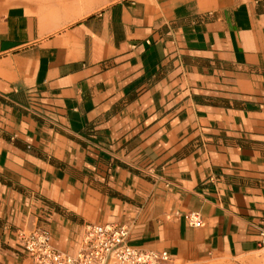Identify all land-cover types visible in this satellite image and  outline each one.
Listing matches in <instances>:
<instances>
[{
  "label": "crops",
  "instance_id": "crops-1",
  "mask_svg": "<svg viewBox=\"0 0 264 264\" xmlns=\"http://www.w3.org/2000/svg\"><path fill=\"white\" fill-rule=\"evenodd\" d=\"M262 223L264 0H0V264L35 228L73 256L85 224L264 264Z\"/></svg>",
  "mask_w": 264,
  "mask_h": 264
},
{
  "label": "built area",
  "instance_id": "built-area-1",
  "mask_svg": "<svg viewBox=\"0 0 264 264\" xmlns=\"http://www.w3.org/2000/svg\"><path fill=\"white\" fill-rule=\"evenodd\" d=\"M193 228L201 226L198 214L188 215ZM259 248L264 251V223L254 227ZM130 228L125 225H83L79 248L71 256L58 251L51 234L43 229L17 233L18 246L30 264H173L167 252L144 250L129 244Z\"/></svg>",
  "mask_w": 264,
  "mask_h": 264
}]
</instances>
